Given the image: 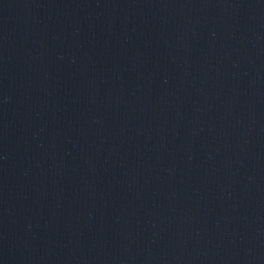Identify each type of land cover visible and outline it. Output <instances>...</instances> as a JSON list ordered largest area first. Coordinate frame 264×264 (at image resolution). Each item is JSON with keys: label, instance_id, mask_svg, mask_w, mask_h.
Listing matches in <instances>:
<instances>
[{"label": "water", "instance_id": "95a60500", "mask_svg": "<svg viewBox=\"0 0 264 264\" xmlns=\"http://www.w3.org/2000/svg\"><path fill=\"white\" fill-rule=\"evenodd\" d=\"M0 264H264V0H0Z\"/></svg>", "mask_w": 264, "mask_h": 264}]
</instances>
